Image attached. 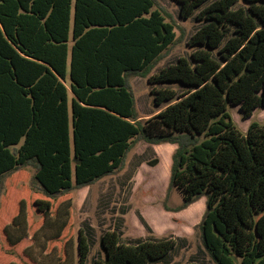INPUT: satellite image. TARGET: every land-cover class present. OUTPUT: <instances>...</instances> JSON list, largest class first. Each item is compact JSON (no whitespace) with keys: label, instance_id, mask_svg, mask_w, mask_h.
<instances>
[{"label":"trees","instance_id":"obj_1","mask_svg":"<svg viewBox=\"0 0 264 264\" xmlns=\"http://www.w3.org/2000/svg\"><path fill=\"white\" fill-rule=\"evenodd\" d=\"M177 1L183 19L204 24L188 42L189 57L150 76L176 42L156 0H0V189L5 178L35 170L30 183L45 197L35 202L44 223L31 237L37 243L53 230L44 233L45 256L72 208L65 200L54 210L51 201L121 171L144 142L176 145L170 190L183 201L170 211L207 199L198 228L213 263L264 264V126L243 134L228 112L239 106L247 119L264 108V0ZM132 76H149L155 104H171L140 119ZM175 83L184 91L158 88ZM29 229L22 200L3 229L8 245L29 238ZM90 242L81 229L80 264ZM177 245L106 231L105 257L93 264H150Z\"/></svg>","mask_w":264,"mask_h":264},{"label":"rangeland","instance_id":"obj_2","mask_svg":"<svg viewBox=\"0 0 264 264\" xmlns=\"http://www.w3.org/2000/svg\"><path fill=\"white\" fill-rule=\"evenodd\" d=\"M157 8L166 20L176 26V42L150 73H159L163 68L177 63L180 57H189L195 49L188 42L204 24L194 15L190 19L180 16V4L177 0H156ZM199 11V10H198ZM148 77L132 76L130 83L136 98V108L140 119L157 114L171 102L157 106L155 96L151 94L154 85L149 84ZM69 87V83H67ZM178 84H161L160 87H172L179 93L184 89ZM230 119L243 134H247L253 124L264 126V108L256 109L250 118L245 119L239 106L230 105ZM176 145H149L140 142L129 153L124 168L109 175L91 186L76 189L71 194L51 201L53 209L65 200H71V216L69 227L59 241L51 242L47 252L43 253L44 233L52 234L47 228L38 237L37 243L32 235L44 223V216L37 213L36 200L45 199L39 193L35 182L30 183L35 170L27 168L23 174H15L3 181L0 211V264H80L77 240L80 230L91 241V251L85 264H93V260L104 258L101 237L106 231H119L124 241L131 240H178L177 247L164 259L150 264H186L191 257L203 264H214L205 254L201 232V223L207 208L205 197L192 204L189 208L174 212L182 204V196L178 190H170L172 155ZM24 200L29 216V238L19 245H8L4 227L18 213L20 202ZM170 209V210H169ZM143 217L146 224L141 220ZM69 240V241H68ZM182 240H186L183 246ZM72 242L68 257L65 256V244ZM32 247L30 253L25 249ZM65 256V257H64Z\"/></svg>","mask_w":264,"mask_h":264}]
</instances>
